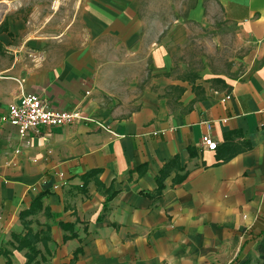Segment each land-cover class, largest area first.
Segmentation results:
<instances>
[{"label":"crops","instance_id":"crops-1","mask_svg":"<svg viewBox=\"0 0 264 264\" xmlns=\"http://www.w3.org/2000/svg\"><path fill=\"white\" fill-rule=\"evenodd\" d=\"M93 1L97 12L83 20L96 27L77 37L76 46L57 54L45 38L37 39L34 60L17 59L0 70V119L22 94H37L52 110L80 111L93 120L43 128L30 147L0 121V248L24 264V253L9 245L11 236L24 232L20 213L46 193L33 227L49 230L52 264L68 263L80 245L77 264L257 260L264 234V0H210L256 42L257 51L241 78L217 77L226 89L199 80L205 97L198 101L187 82L163 77L176 53L165 47L163 30L150 36L138 0ZM205 4L197 0L189 20L201 22ZM10 30L11 36L0 34V51L8 50ZM144 63H151L154 84L161 76L164 91L153 84L134 87ZM204 136L217 143L216 151L203 147ZM175 158L186 180L175 184L172 172L154 200L157 179ZM60 175L66 186L56 189ZM61 222L76 223L82 244L64 242Z\"/></svg>","mask_w":264,"mask_h":264},{"label":"rangeland","instance_id":"rangeland-1","mask_svg":"<svg viewBox=\"0 0 264 264\" xmlns=\"http://www.w3.org/2000/svg\"><path fill=\"white\" fill-rule=\"evenodd\" d=\"M138 2V10L149 25V34L152 33L150 36L155 38L157 31L163 30L161 39L165 47L176 53L170 74L163 77L181 82L195 75L200 76L199 82L204 79L210 82L213 77L235 80L251 69L256 42L213 1L206 0L204 17L199 23L189 20L197 0ZM96 8L93 0H0V24L7 21L14 33L7 40L8 50L0 51V70L17 59L34 60L37 49L32 44L37 39L45 38L46 48L57 54L76 46L77 37L96 27L93 21L86 25L83 20L85 14L97 12ZM63 37L67 39L65 44H59ZM107 45L110 44L103 42V47ZM144 64L134 75V87L143 90L153 84V90L164 91L160 86L161 76H155L154 84L151 63ZM122 86L126 89L131 82Z\"/></svg>","mask_w":264,"mask_h":264},{"label":"trees","instance_id":"trees-1","mask_svg":"<svg viewBox=\"0 0 264 264\" xmlns=\"http://www.w3.org/2000/svg\"><path fill=\"white\" fill-rule=\"evenodd\" d=\"M195 6H193L192 9H194ZM8 34L9 33V24L7 21L3 22L2 25H0V34ZM200 80L199 75H195L193 77H187L183 79L184 82H187L191 87L193 93L196 95V100L204 99L205 93L204 88L201 85H197V82ZM213 88L219 87L221 90H224L227 88V84L222 79H213L210 81ZM170 90H180L181 93H183V89H179L178 87H170ZM195 100V101H196ZM191 107L187 109V111H190ZM230 135H228L227 138H229ZM250 149V146H247L248 150ZM234 155V154H233ZM231 155V156H233ZM231 158V157H230ZM229 158V159H230ZM228 160V159H227ZM225 160V161H227ZM183 169L181 168V165L179 163L178 158H175L172 160L169 164H167L161 171L157 183H158V189L152 198L154 200L161 197L163 190L165 189V180L170 176L172 172H177V176L175 178V184H182L185 182V177H180L178 173L182 172ZM98 172L95 174L97 175ZM96 184L100 185L97 177ZM47 194H41L39 195L34 202L31 204L30 208L28 210H25L20 213V224L24 232L20 233H13L11 236V242L9 243L10 247L19 252L24 253L25 262L24 264H52V250L50 248V245L52 243V238L50 235L49 230L48 231H42L37 230L33 227L34 221L33 218L37 216L38 213L42 212L44 210L43 208V200ZM112 197H107V202L111 200ZM50 211L46 208L44 211V214H49ZM60 228L64 232V242H68L71 240H78L80 244H82L83 240L79 236V231L76 228V223H60ZM86 233V230L84 231ZM257 253H258V259L255 261L249 260L245 262L244 264H264V234L261 237L260 241L257 244L256 247ZM83 254V249L80 245L76 249V251L73 253L72 259L66 263V264H77L79 261L80 256ZM5 258V264H15L12 259V252L4 248H0V257Z\"/></svg>","mask_w":264,"mask_h":264},{"label":"built area","instance_id":"built-area-1","mask_svg":"<svg viewBox=\"0 0 264 264\" xmlns=\"http://www.w3.org/2000/svg\"><path fill=\"white\" fill-rule=\"evenodd\" d=\"M0 121L17 131L21 145L24 147H30L33 136L43 128H64L77 121L93 122L80 111L52 110L46 100L37 94H22L17 103L9 105ZM103 128L105 127L103 126ZM202 144L209 151L214 152L217 149V143L210 136H204ZM60 178L61 182L56 186V189L66 186L63 175H60Z\"/></svg>","mask_w":264,"mask_h":264}]
</instances>
